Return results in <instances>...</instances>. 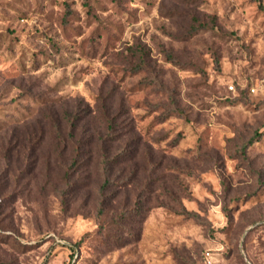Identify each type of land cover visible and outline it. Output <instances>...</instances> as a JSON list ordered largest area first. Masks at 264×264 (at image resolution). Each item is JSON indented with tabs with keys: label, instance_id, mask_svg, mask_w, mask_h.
Masks as SVG:
<instances>
[{
	"label": "rangeland",
	"instance_id": "obj_1",
	"mask_svg": "<svg viewBox=\"0 0 264 264\" xmlns=\"http://www.w3.org/2000/svg\"><path fill=\"white\" fill-rule=\"evenodd\" d=\"M263 91L264 0H0V264H264ZM106 116L137 153L104 231Z\"/></svg>",
	"mask_w": 264,
	"mask_h": 264
},
{
	"label": "trees",
	"instance_id": "obj_2",
	"mask_svg": "<svg viewBox=\"0 0 264 264\" xmlns=\"http://www.w3.org/2000/svg\"><path fill=\"white\" fill-rule=\"evenodd\" d=\"M154 77L156 78L154 82L160 85L158 77ZM250 89L251 87H248L246 90L250 92ZM241 93H243V91H240V94ZM170 98L172 111L176 112L177 110L178 112V103L176 98L174 97L173 91L170 93ZM105 121L107 126H105L104 135L99 138L97 143H94L96 144L95 146H97V153L99 154L97 165L99 177L101 179V185L98 191L99 203L97 206V217L98 222L100 223V228H102L103 230L104 227L102 225L103 222H101V219L106 213L107 204L109 202L107 193H109L108 191L112 190V188L115 186H128L131 183L130 176L133 174L135 169L127 173V168L132 165L134 159L133 155L137 153V146L132 147L131 145H128V143H115L114 140L116 138L115 134L117 127L116 125H114V121L110 118V116H106ZM75 128V123L70 122L71 138H74L73 131L75 130ZM254 140H256L255 137L243 143L240 148L241 152L244 153L254 143ZM92 146L94 145L90 142L88 148H92ZM80 147L76 146V150L78 153L76 152L72 156L65 167L66 186L73 185V183L71 182L73 176L75 175V173H78L80 171L84 164V159L81 158L83 155L80 152L81 149H83V146L80 145ZM150 162L151 160L148 157H145V165L147 167V170L151 168ZM145 185H147V182L145 183ZM139 188H141V185H137L136 190H138V197L136 194L137 198L134 200L133 205L128 208L121 209L118 216L113 219L115 226L124 231L127 237H132L135 234L133 229L127 227L129 221L133 220L135 217H139V221L144 220V217H142L143 215L141 214L144 208L140 204L142 203L141 194L145 192V187L144 190H141Z\"/></svg>",
	"mask_w": 264,
	"mask_h": 264
},
{
	"label": "built area",
	"instance_id": "obj_3",
	"mask_svg": "<svg viewBox=\"0 0 264 264\" xmlns=\"http://www.w3.org/2000/svg\"><path fill=\"white\" fill-rule=\"evenodd\" d=\"M229 90L235 91V87L233 85H230L229 86ZM250 91H251V93H255L257 91V89L254 86H252L251 89H250Z\"/></svg>",
	"mask_w": 264,
	"mask_h": 264
}]
</instances>
